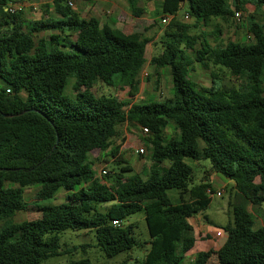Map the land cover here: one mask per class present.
I'll use <instances>...</instances> for the list:
<instances>
[{
	"label": "trees",
	"instance_id": "trees-1",
	"mask_svg": "<svg viewBox=\"0 0 264 264\" xmlns=\"http://www.w3.org/2000/svg\"><path fill=\"white\" fill-rule=\"evenodd\" d=\"M16 1L0 0V264H41L57 254L58 233L65 230H93L95 246L115 257L139 246L134 226L124 224L138 212L149 236L142 264H180L195 245L189 219L205 211L214 194L205 180L192 185L188 160L208 161L234 192L226 242L188 264H207L212 255L217 264H264V227H255L244 205L264 203V12L263 21L248 16L252 43L212 47L204 37L189 36V28L227 21L244 12L246 0H162L170 30L149 64L169 75L172 94L138 105L133 100L157 32L129 37L93 17L81 19L68 0H53L50 15L24 24L22 11H4ZM185 2L191 26L176 18ZM251 2L257 11L264 7V0ZM128 4L131 15L141 17L135 1ZM194 63L224 68L240 84L216 86L212 75L211 86L199 88L189 76ZM99 83L127 88V98L95 95ZM124 124L146 130L150 164L143 174L120 154L124 140L116 139ZM169 127L176 134L166 139ZM93 152L109 157L115 169L97 177ZM33 187L37 201L63 191L65 202L42 207L39 220L14 222L25 210L24 190ZM170 190L178 204L171 203Z\"/></svg>",
	"mask_w": 264,
	"mask_h": 264
},
{
	"label": "rangeland",
	"instance_id": "rangeland-1",
	"mask_svg": "<svg viewBox=\"0 0 264 264\" xmlns=\"http://www.w3.org/2000/svg\"><path fill=\"white\" fill-rule=\"evenodd\" d=\"M74 4L73 10L76 11L82 19H87L90 17H97V0H71ZM53 0H27L25 7L22 10V20L24 24H29L33 21H38L50 15L51 6ZM250 9H245L242 16V19L238 22L234 18H229L227 21H223L219 18L211 19L206 25H198V27H190L188 30L189 36H199L206 38L210 46L215 45H225L227 42H233L238 44H248L252 43V40L249 39V33L247 31L248 16L249 13L254 15L255 18L259 21H263L262 13L264 12V7L260 11L255 9L254 4L251 0H248ZM188 11V4L185 2L181 9L178 11L177 21L185 25H193L194 20L189 16L188 20L184 19L185 12ZM169 23L167 25H159L157 28V34L159 37L154 39L151 44L147 47L146 61L141 74H140V84L139 91L133 102L135 104H147L149 102H162L167 98L171 97L172 90L170 84L169 75L166 72L154 71L153 67L149 64V61L152 56H157L160 53L161 37L164 32H168ZM43 34V33H42ZM41 34V35H42ZM149 36L151 33L137 32L132 36L140 35ZM45 36L49 33L43 34ZM198 48V44L195 46ZM212 75L215 77L214 81L216 86L227 87V88H236L240 81L232 78L230 73L222 68H210L204 70L200 67L199 64L194 63L190 67L189 76L190 79L197 85L199 88H208L211 86ZM70 80L67 81L65 86V94L67 96L71 95L70 92ZM127 88L120 90H114L102 84H97L92 92L95 95H112L116 98L123 100L127 98ZM176 133H174L171 127L167 128L164 137L166 139L172 138ZM147 137L145 133L142 132L141 128L131 125H121L118 128V137L116 143H119L121 139L124 140L123 143H126L123 148L122 157L124 160L133 168L134 172L143 174L148 165L149 161V152L145 146L143 139ZM134 146L136 149L143 148L145 150L144 156L139 154L132 155L131 149H127V146ZM132 155V156H131ZM131 157V158H130ZM90 161L92 162V169L97 177L103 176V170L110 173L115 169L112 160L109 157H102L98 155L97 152H93L90 155ZM188 163L192 164L193 175H192V185H197L209 176L210 172V163L208 161H200L196 163L195 161L188 160ZM259 182V179H256ZM214 191H219L221 196H217L216 192L210 196V203L208 208L195 215L194 217L202 219L206 217L214 227L224 228L226 225H232V210L230 203L233 202L234 192L231 190L233 184L229 183L228 187H222L221 184L213 182ZM37 189L35 187L28 188L24 190V202L25 210L16 213L13 221L16 223L22 221H35L41 218V208L44 206L50 205H59L65 202L66 193L59 191L53 198L37 201L35 199ZM174 190L168 191V196L174 198ZM233 197V198H232ZM244 205L249 208L255 223L257 214V207H253L248 202H245ZM259 208V207H258ZM260 214H262L261 210ZM191 222L194 223V220L191 219ZM132 224L134 227L132 229V235L139 244L138 247H135L127 252L118 254L112 258H106L103 252L95 246V233L93 230H65L58 233L59 236V249L56 255L50 256L44 259L41 264H67L71 261H78L81 259H88L91 264H142L144 254L148 249L149 236L147 233L146 225L144 222V217L142 212L135 213L128 217L124 223ZM255 227H257L255 225ZM228 234L225 232L224 239L221 240L220 246L226 242ZM48 235L46 236V238ZM83 247V248H82ZM189 258L185 259L180 264H188ZM213 260L210 261V264Z\"/></svg>",
	"mask_w": 264,
	"mask_h": 264
},
{
	"label": "crops",
	"instance_id": "crops-1",
	"mask_svg": "<svg viewBox=\"0 0 264 264\" xmlns=\"http://www.w3.org/2000/svg\"><path fill=\"white\" fill-rule=\"evenodd\" d=\"M134 1L136 7L141 9L143 12L141 17L139 18H135L131 15L128 0H97V17H93V18L97 19L101 23H105L109 25L112 28L122 30L129 37H135L132 35L140 31L143 33L149 32L151 33V35H153L157 32V28L159 27V25H161L162 18L164 17L171 18V16L163 15L162 0H134ZM73 6L71 7L72 10H73ZM249 7L250 5L248 4V0H246L245 9H248L249 11V9L251 8ZM50 8H51L50 10L52 11V6ZM74 12L80 17V15L76 11ZM249 15H251V13H249ZM176 18H178V13ZM158 37L159 34H157L154 39H157ZM125 145L126 143L122 144L120 148V154H122ZM127 149H131L132 155L133 152L134 154H136L137 149L134 146L129 145L127 146ZM188 164L192 166V164L190 163ZM132 169L134 170V167ZM208 174L209 176H207V178H204V180L210 183L213 191H214L212 185L213 182L221 184L222 187H228L229 183H232L231 181L227 180L220 174L214 172ZM255 183L257 184L259 182L255 181ZM214 192L220 193L219 191L218 192L214 191ZM170 199L172 204L174 205L178 204L176 193H174V198H170ZM258 210H261L262 214H260V211L258 212ZM256 211L258 215L256 216L255 225L257 227H264V203L259 208H257ZM191 219L194 220V223L191 222ZM189 224L193 228V234L195 238L194 247L186 254V257L189 258V260H192L195 257V255L199 252H207V251L215 252L221 247L220 242L221 240L224 239L225 236L224 228L214 227L213 224H211V222L206 217H203L202 219L192 217L189 219ZM211 260H213L212 261L213 264H217V259L214 255L211 256L207 264H210Z\"/></svg>",
	"mask_w": 264,
	"mask_h": 264
},
{
	"label": "built area",
	"instance_id": "built-area-1",
	"mask_svg": "<svg viewBox=\"0 0 264 264\" xmlns=\"http://www.w3.org/2000/svg\"><path fill=\"white\" fill-rule=\"evenodd\" d=\"M27 0H18L14 3H8L5 8H4V11H6L7 13L9 14H16L20 11L23 10L24 8V5L26 3ZM67 5L71 8L73 6V3L71 1H68L67 2ZM242 16H243V13L241 11H236L234 13V16L233 18L236 20V21H240L242 19ZM184 19L185 20H188L189 19V15L187 13L184 14ZM171 20V18H167V17H164L161 19V24L163 25H167L169 23V21ZM251 37V36H250ZM249 37V39H250ZM142 132L143 133H146V130L145 129H142ZM136 153L141 155V156H144L145 154V150L143 148H140V149H137L136 150ZM102 174H105V170L101 171ZM217 196H220V193H216ZM112 224L114 226H119L120 225V222H117V221H113Z\"/></svg>",
	"mask_w": 264,
	"mask_h": 264
},
{
	"label": "water",
	"instance_id": "water-1",
	"mask_svg": "<svg viewBox=\"0 0 264 264\" xmlns=\"http://www.w3.org/2000/svg\"><path fill=\"white\" fill-rule=\"evenodd\" d=\"M4 118H8V117H10L9 115H6V114H3L2 115Z\"/></svg>",
	"mask_w": 264,
	"mask_h": 264
}]
</instances>
